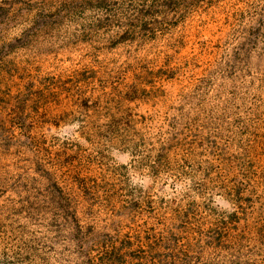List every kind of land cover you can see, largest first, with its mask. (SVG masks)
Segmentation results:
<instances>
[{
  "label": "rangeland",
  "instance_id": "374dc122",
  "mask_svg": "<svg viewBox=\"0 0 264 264\" xmlns=\"http://www.w3.org/2000/svg\"><path fill=\"white\" fill-rule=\"evenodd\" d=\"M0 264H264V0H0Z\"/></svg>",
  "mask_w": 264,
  "mask_h": 264
}]
</instances>
